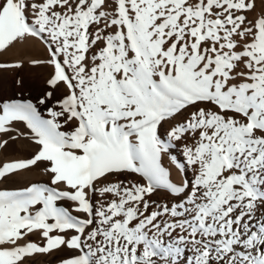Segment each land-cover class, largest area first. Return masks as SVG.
Returning <instances> with one entry per match:
<instances>
[{"label": "snow or ice", "instance_id": "1", "mask_svg": "<svg viewBox=\"0 0 264 264\" xmlns=\"http://www.w3.org/2000/svg\"><path fill=\"white\" fill-rule=\"evenodd\" d=\"M28 40L50 90L0 95V149L33 146L0 264H264V0H0V54Z\"/></svg>", "mask_w": 264, "mask_h": 264}, {"label": "bare ground", "instance_id": "2", "mask_svg": "<svg viewBox=\"0 0 264 264\" xmlns=\"http://www.w3.org/2000/svg\"><path fill=\"white\" fill-rule=\"evenodd\" d=\"M25 48H30L35 51V55L22 56L21 51ZM6 55H8V58L12 59L11 63L19 62L22 64V67L18 69H0V95L4 97L30 98L35 101L45 90H50L46 81L51 74H45L41 70L36 71L30 64L33 60H44L47 58V52L42 43L35 40H28L12 49L10 52L0 54V62H3V58L4 56L6 57ZM15 149L16 151H14ZM181 150V147L178 146L173 148L171 152L174 155H178ZM32 151L33 146L30 145L26 139L21 138L17 141H10L5 149H0V163L28 158L32 154ZM163 163L166 167L174 168L167 157H165ZM20 181L21 184L16 186H23L27 182L47 183L48 176L42 173V167H34L33 171L24 173L20 177ZM30 239L37 243H42L39 235L31 236ZM63 256H65V253L37 254L34 257V261L35 264H60L59 258Z\"/></svg>", "mask_w": 264, "mask_h": 264}, {"label": "rangeland", "instance_id": "3", "mask_svg": "<svg viewBox=\"0 0 264 264\" xmlns=\"http://www.w3.org/2000/svg\"><path fill=\"white\" fill-rule=\"evenodd\" d=\"M21 55L22 56H26V55H35V51H33V50H31L30 48H25V49H23L22 51H21ZM8 55H6V57L4 56V58H3V62H5V63H11V58H8L7 57ZM7 58V59H6ZM14 58V57H13ZM31 64V67L34 69V70H36V71H42L43 73H45V74H51L52 73V71H51V68L50 67H48V66H42V65H34L32 62L30 63ZM12 143H14V142H12ZM14 151H16V149L14 150Z\"/></svg>", "mask_w": 264, "mask_h": 264}]
</instances>
